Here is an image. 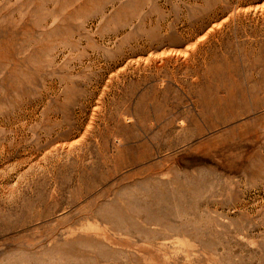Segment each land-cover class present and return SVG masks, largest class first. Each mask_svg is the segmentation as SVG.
<instances>
[{"label":"rangeland","instance_id":"374dc122","mask_svg":"<svg viewBox=\"0 0 264 264\" xmlns=\"http://www.w3.org/2000/svg\"><path fill=\"white\" fill-rule=\"evenodd\" d=\"M0 264H264V0H0Z\"/></svg>","mask_w":264,"mask_h":264}]
</instances>
